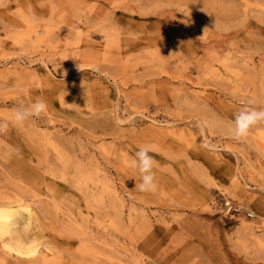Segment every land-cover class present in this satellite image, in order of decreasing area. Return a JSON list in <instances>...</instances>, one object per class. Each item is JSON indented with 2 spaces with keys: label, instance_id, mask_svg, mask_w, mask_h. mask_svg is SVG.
Here are the masks:
<instances>
[{
  "label": "rangeland",
  "instance_id": "rangeland-1",
  "mask_svg": "<svg viewBox=\"0 0 264 264\" xmlns=\"http://www.w3.org/2000/svg\"><path fill=\"white\" fill-rule=\"evenodd\" d=\"M245 106H264V0H0V206L31 215L0 264H264V124L229 134Z\"/></svg>",
  "mask_w": 264,
  "mask_h": 264
},
{
  "label": "clouds",
  "instance_id": "clouds-1",
  "mask_svg": "<svg viewBox=\"0 0 264 264\" xmlns=\"http://www.w3.org/2000/svg\"><path fill=\"white\" fill-rule=\"evenodd\" d=\"M46 111V102L42 99H37L27 106L21 105L17 108L13 115V121L17 125L23 124L30 118L40 117ZM115 122L117 125L123 123L119 118ZM231 123L232 126L229 128L231 138L237 141L246 138L253 127L264 124V106L242 107L234 114ZM8 127L7 121H0V133L6 132ZM150 152L151 147L149 145L140 146L131 159V165L137 170L140 180L136 187L143 193H155L158 188L156 173L154 171L156 161L150 155Z\"/></svg>",
  "mask_w": 264,
  "mask_h": 264
},
{
  "label": "bare ground",
  "instance_id": "bare-ground-1",
  "mask_svg": "<svg viewBox=\"0 0 264 264\" xmlns=\"http://www.w3.org/2000/svg\"><path fill=\"white\" fill-rule=\"evenodd\" d=\"M12 204H16L17 206L12 207ZM23 211L26 213V220L27 223H29L31 215L27 208H23L22 206H20L19 201L8 202L6 205L2 204V206H0V234H9L11 232L16 219L20 218L22 214L21 212Z\"/></svg>",
  "mask_w": 264,
  "mask_h": 264
}]
</instances>
